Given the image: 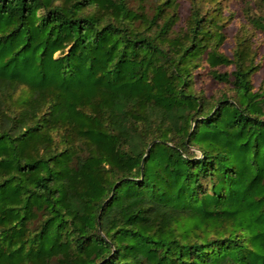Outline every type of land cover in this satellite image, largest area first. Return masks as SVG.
I'll use <instances>...</instances> for the list:
<instances>
[{"label": "trees", "instance_id": "1", "mask_svg": "<svg viewBox=\"0 0 264 264\" xmlns=\"http://www.w3.org/2000/svg\"><path fill=\"white\" fill-rule=\"evenodd\" d=\"M223 1L0 0V264H264V92Z\"/></svg>", "mask_w": 264, "mask_h": 264}, {"label": "rangeland", "instance_id": "2", "mask_svg": "<svg viewBox=\"0 0 264 264\" xmlns=\"http://www.w3.org/2000/svg\"><path fill=\"white\" fill-rule=\"evenodd\" d=\"M223 10L226 15L229 13L232 15V18L227 21V24L224 28L226 40L223 46V51L226 54L231 55L237 37H241L242 35L252 37L255 60L259 66L258 71L253 77V82L257 89L264 92V33L253 30L252 27L246 23V15L248 13L259 14L261 12L253 3L249 4L235 0L223 1ZM262 12V14H264V9ZM189 13V0H181V21L179 22V25H182L186 22ZM224 69L230 70V68ZM195 87L197 90H203L207 96H219L222 92H228L231 94L225 85L217 84L210 79L204 65H202V67H200L195 72Z\"/></svg>", "mask_w": 264, "mask_h": 264}]
</instances>
